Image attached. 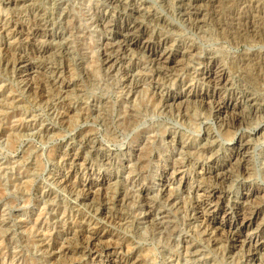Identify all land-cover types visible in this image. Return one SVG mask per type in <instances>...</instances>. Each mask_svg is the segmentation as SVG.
Returning <instances> with one entry per match:
<instances>
[{
	"label": "rangeland",
	"instance_id": "374dc122",
	"mask_svg": "<svg viewBox=\"0 0 264 264\" xmlns=\"http://www.w3.org/2000/svg\"><path fill=\"white\" fill-rule=\"evenodd\" d=\"M135 1L144 6L138 19L148 35L168 38L173 55L164 63L171 70L138 48L115 46L108 53L118 58L116 66L105 62L110 35L97 16L106 0H0V26H6L0 27V264H102L136 252L150 264H169L185 241L204 251L206 264H241L236 255L222 259V247L209 242L189 206L193 187L217 185L198 180L196 168L209 155H225L236 133L252 135L246 137L250 175H241L235 162L227 168L234 174L218 186L233 197L244 181L264 187V0ZM21 55L37 67L31 87L14 66ZM222 68L241 92L242 119L231 129L199 98L211 88L203 74ZM174 95L181 97L173 102ZM132 115L128 127L125 116ZM163 166L170 203L161 192ZM89 181L100 192L94 207L91 201L74 206ZM141 193L150 198V219ZM263 201L264 191L253 205ZM223 214L214 224L227 228ZM263 218L264 210L256 222ZM90 232L101 235L100 255L86 248Z\"/></svg>",
	"mask_w": 264,
	"mask_h": 264
},
{
	"label": "bare ground",
	"instance_id": "6f19581e",
	"mask_svg": "<svg viewBox=\"0 0 264 264\" xmlns=\"http://www.w3.org/2000/svg\"><path fill=\"white\" fill-rule=\"evenodd\" d=\"M22 1H26V0H8V2L12 4L20 3ZM106 3H107L106 7L104 8L103 12H101L97 16L98 22H99L98 25H100L102 29L106 33H108V35H110L108 41H106V44L103 47L105 62L112 64V66L114 65V63L116 64L118 62V58L112 57L108 53V51L111 50V48L115 46L122 47L123 50L138 48L142 50L143 52H146V53L148 52L149 55H155L154 61H156L157 64L158 63L163 64V66H165L168 70H171L172 66L171 65L168 66L164 63L173 55L171 50L168 49L169 47L167 46L168 38L167 37L159 38L158 36H154L153 38V36H149L148 29L138 19V17L141 15L140 13L144 11V6H142V3L139 4L135 0H133L131 3H128L127 0H106ZM118 8L119 9L121 8V10H118ZM146 13L148 16L151 15L150 11ZM156 18L157 20L161 19L158 21H162V18H159V17H156ZM0 27H1V31L6 30L5 25H1ZM34 31L35 32L33 36L35 37V35L38 34L39 32L38 27ZM48 36L49 37L53 36V33L48 34ZM41 48L43 50H46L47 46L42 45ZM41 48H39V50H41ZM156 49H160L161 51L159 56H157L155 52ZM14 66L18 69L19 73H21L22 76L25 77L27 85L31 87L33 85V82H32L33 73L35 72L34 71L35 68H37L36 64L32 60H30L28 57H26L25 55H21L19 58H17L14 61ZM162 73L163 72L161 69L160 70L158 69V71L156 72L158 76V80L156 81V83L158 84H159V77ZM203 75H204L205 81L208 82V84L210 85L209 87L211 88L210 89L208 88L207 90L206 89L201 90V92L199 91L200 92L199 98L201 99L202 102H204L203 104H206V106L208 105L209 108H212L214 116H216L220 120L219 122L221 123V126H223L224 128H228V129L236 128L240 123V119H242L240 118V112H239V109L241 107V101H240L241 92H237L238 89L236 90V88L232 87L229 77H228V72L224 68L218 71L208 70ZM131 79H133V75H129L127 78H125L126 81L131 80ZM62 88L65 90H68L69 85L64 84L62 85ZM224 91H227L226 96L222 95ZM160 95L162 98H164L165 102L169 100V98L167 99V97H165V94L160 93ZM180 97L181 96L179 95H176V96L174 95L171 97L172 99L171 101L176 102L177 100L180 99ZM172 105H174V103ZM130 111H132V109ZM229 111H231L230 114H229ZM125 118H126L125 122L128 127H130L135 121L134 115L125 116ZM102 119L107 121V118L103 117ZM229 132L232 133L231 130H228V133ZM205 133H206V138H209L211 136V131L208 130V128H206ZM251 136H246V137H251ZM236 137H237V133L233 135V139L235 141L234 144L230 146L229 148L227 147L226 150L228 152H226L225 155L224 154H219V155L216 154L213 156L209 155V159H207V162L199 166L198 169L196 168V178L198 180L206 179V180H209L210 182L211 179H213V181L216 182L215 184L217 185H209L208 187L207 186L205 187L206 184L203 185L201 182V184H198L195 187H193L192 188V192H193L192 198L193 199L191 198L192 201L189 206V209L191 212H193L192 213L193 216H195L199 220L201 225L205 227V229L204 228L203 229L209 235V238H208L209 242H211L214 245H220L222 247L221 248V251H222L221 254L223 256L222 259H224L226 256L230 258L232 257V255H236V257L239 258V261L241 264H264V260L262 259L264 258V256L263 255H262L263 257L260 256L261 254L264 253V218L262 222H258V223L256 222L261 212L264 210V203L263 204L259 203L258 205L255 204V206L253 205L254 203L253 201L255 200L256 197H259V195L262 194V192L264 191V187L260 185L254 186L252 183L249 184V183H245L244 181L241 184V191L238 192L237 196L233 197L231 195L232 193L230 190L228 193L226 190H221V188L223 187L218 186L219 183H224L226 180L230 179V177L234 174V171H233V174L231 172L233 169L230 171H227V168L229 166L232 167L231 165L235 164V162L237 164L236 167L237 169H239V172L241 175H244V177L250 175V168L248 167V164L251 161V156L248 150L249 148H251V145H252L250 142L251 140H249L250 138L246 139L244 135H240L237 138ZM82 138H87V137L84 136ZM96 150H98V148H96ZM104 156H106L107 159H109V156H107L106 154H104ZM163 169L164 170L162 171V173H159L162 176L160 180V183L162 185L161 192L163 196L166 198V201L170 203L172 200H174L173 190L171 187L170 178H168L169 176L167 175L168 168L166 166H163ZM179 171H182V169ZM105 179L106 178H101L98 175L97 181H99L101 185V183H105ZM180 181H181V184L184 185L186 180L182 178ZM93 182L89 181L87 184H85L86 186L85 191L84 193L79 194V196H77V198L74 201V206L78 207L80 204H83L86 201H91L90 203L91 205L94 204L96 196L100 194V192L97 190H93ZM141 194H142V200L144 201V203H146V213H147L146 217L150 219L153 214L152 206L149 205L150 198L147 193H141ZM227 195H229V198L227 200L228 203H225L224 197ZM99 210L101 213L103 210L105 211L106 208L105 206H102L99 208ZM219 210H222L224 213L223 216L226 217L224 218L226 219L225 222L228 224L227 228L216 226V224H214L215 218L217 216V212ZM243 231H247V234L244 237L242 236ZM100 236H101L100 233L93 232L86 240H84L86 248L87 249L89 248V254H93V256L98 255L99 252L102 250V248L100 247L101 245L99 244V240L101 239ZM222 243H225V244H222ZM201 250L202 249L200 248L195 249L193 244H191L188 241H185L181 250L180 251L176 250L177 251L176 254L175 253L170 254L169 250H166V253L170 254V258H171L170 262H172L173 264H188V262H194L195 264L197 263L206 264L207 262L204 261L202 258L205 253L204 251H201ZM105 252L110 253L111 251L107 249L105 250ZM121 262H123L124 264H150L146 262V259L144 258L142 254H140V252H136L135 256H128L118 261L116 260V257L115 258L109 257L102 264H117V263L120 264Z\"/></svg>",
	"mask_w": 264,
	"mask_h": 264
}]
</instances>
